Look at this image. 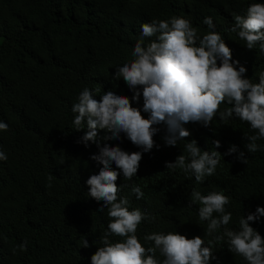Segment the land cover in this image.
<instances>
[{
    "label": "trees",
    "instance_id": "16d2710c",
    "mask_svg": "<svg viewBox=\"0 0 264 264\" xmlns=\"http://www.w3.org/2000/svg\"><path fill=\"white\" fill-rule=\"evenodd\" d=\"M253 2L264 0H0V120L9 125L7 131L0 130V146L8 156L0 161V264H91L109 217L107 209L99 212L103 201L89 197L86 181L103 164L91 159L100 150L96 143H77L88 129H72V105L85 87L102 93L113 90L131 99L134 92L123 78H112L116 67L133 59L143 23L174 15L190 18L201 36L209 31L203 20L211 16L233 60L247 68V78L259 82L264 52L259 45L249 50L229 31L232 13L246 14ZM132 105L149 117L142 94ZM230 106L222 104L221 110ZM157 127L158 147L143 153L137 175L126 181L121 172L116 181L120 196L129 198L130 210L139 207L155 217L139 225L142 243L153 232L205 237L207 221L199 219L200 205L191 201L194 188L230 198L226 212L232 213L227 226L232 229L238 228L241 217L264 207V138L257 141L260 151L248 153L245 134L255 132L246 122L233 117L224 124L217 116L207 127L188 123L184 127L190 136L176 146L165 145V126ZM105 133L99 130L98 137ZM192 139L202 150H211L212 141L219 139L216 150L222 155L236 144L248 160L237 159L238 153L223 156L216 174L197 184L194 174L166 168V162L187 155L183 146ZM105 143L119 144L129 153L143 151L123 133L120 140H100V146ZM133 185L142 188L143 199L132 194ZM250 223L264 236V216ZM84 239L90 247H82ZM25 240L27 249L21 251L18 246ZM226 240L213 249L210 264H247L228 250ZM156 256L163 260L159 251Z\"/></svg>",
    "mask_w": 264,
    "mask_h": 264
},
{
    "label": "clouds",
    "instance_id": "9594fccd",
    "mask_svg": "<svg viewBox=\"0 0 264 264\" xmlns=\"http://www.w3.org/2000/svg\"><path fill=\"white\" fill-rule=\"evenodd\" d=\"M232 15L234 24L229 31L236 32L249 50L259 45L264 52V2L251 3L244 15ZM203 23L209 29L203 36L185 16L153 18L143 23L132 51L133 59L117 66L112 77L123 78L134 96L130 99L113 90L102 93L100 88L85 87L72 105L75 114L72 129L80 131L85 125L88 129L77 143L85 146L89 141L96 143L100 150L91 159L103 164L98 174L90 175L86 181L89 197L103 201L99 212L107 209L109 217L107 230L100 237L102 246L91 256V264H210L213 249L225 238L228 250L243 257L247 264H264V236L250 223L264 216V207L241 217L238 228L232 229L227 227L232 213L226 212L230 198L217 191L204 195L194 188L191 201L200 205L199 219L207 221L205 237L213 238L206 240L200 235L188 238L176 231L153 232L143 237L151 245L146 247L137 230L142 222H154L155 217H149L139 207L130 210L129 198L120 196L121 187L116 183L121 172L126 181L137 175L143 153L158 147L154 137L160 132L157 126L161 124L166 129L162 137L165 145L176 146L190 136L184 127L188 123L199 122L207 127L217 116L224 124L235 117L255 132L250 136L245 134L247 152L261 150L257 141L264 138V71L257 74L259 82L247 78V68L240 60H233L232 50L222 34L214 30L213 18L206 17ZM101 93V98L96 99L95 94ZM141 94L143 111L150 114L148 118L132 105V100L139 102ZM225 103L231 106L221 110ZM8 127V123L0 120V130L7 131ZM99 130H106L103 137H98ZM122 133L143 151L129 153L119 144L100 146L101 139L120 140ZM212 144L211 150H202L198 141L192 139L183 146L187 155L166 162V168L194 174L197 184H201L216 174L223 156L238 153L237 159L245 163L248 160L236 144L223 155L216 150L221 147V141L216 139ZM7 159L0 146V161ZM131 191L137 200L144 198L139 185H133ZM222 227L223 233L214 235ZM113 236L122 239L113 242ZM27 243L25 240L19 245V250L26 251ZM82 247H90L88 239H84ZM12 251L16 254L17 249ZM157 251L163 260L157 259Z\"/></svg>",
    "mask_w": 264,
    "mask_h": 264
}]
</instances>
